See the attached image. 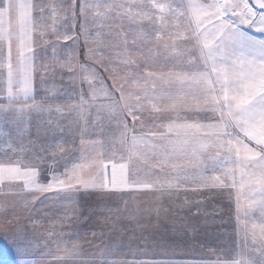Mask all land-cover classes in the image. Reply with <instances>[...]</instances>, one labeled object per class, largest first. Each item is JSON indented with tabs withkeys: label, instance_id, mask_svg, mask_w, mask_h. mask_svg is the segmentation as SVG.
<instances>
[{
	"label": "snow or ice",
	"instance_id": "1",
	"mask_svg": "<svg viewBox=\"0 0 264 264\" xmlns=\"http://www.w3.org/2000/svg\"><path fill=\"white\" fill-rule=\"evenodd\" d=\"M255 5L259 11L254 10L252 0H212L210 3L198 0H189L188 3H184V0H170L168 3H160L158 0H133L131 3L80 0L77 14V0H72L65 9L72 13L71 24L63 32L52 30L55 43L44 39L48 29L40 26V40L52 49L54 62L49 63L45 56L37 63V53L33 51V31L37 24L34 23L33 13L38 6L31 0H0V43L7 45L6 51L0 49V93L7 101L6 104H0V121L17 125V135L23 136L19 126L24 123L26 114L52 111L50 107L36 103V77L39 76L41 84H44L49 73L53 79L56 75L63 78L67 74L74 85L79 82L81 92L76 107L81 113L83 105L89 103L87 96L94 100L98 94L103 93L109 100L104 107L113 114L109 118H115L117 125H122L120 143L128 149L127 155L121 153L117 160L115 151L97 150V146L103 148V138L85 140L82 136L79 157L65 160L63 172L56 171L57 153L51 151L53 164L48 169L46 183L39 180V168L45 162V156L40 153H35V158L28 164L20 159L0 162V183L22 182V191L33 195L32 201L23 195L17 197L25 208L38 200L34 194H52L57 202L68 201L74 207V194L82 189L112 197L132 195L142 190L163 195L186 183L199 188L235 189V217L238 224L243 223V229L237 235H242L244 242L237 245L236 249L225 250L226 255L230 251L234 252L236 258L217 260L213 264H264V38L250 36L240 27L244 25L264 33V0H255ZM48 7L55 12L62 5L53 4ZM44 11V7L39 8L41 17ZM77 17L82 18L79 32L74 31ZM116 17L137 25L146 20L153 26L150 31L140 27L137 37L142 44L151 40L152 32L156 34L157 41L163 39V33H167V39L162 45L164 51L174 52L178 61L185 55L193 57L196 64L189 61V66L194 70L190 73H169L167 78L161 75L159 78L167 87L159 90L156 78L148 74L142 78L143 83L139 80L135 83V87L141 91L126 92L111 76L109 65L112 58L105 49L111 50L113 44L104 39L102 33L103 28L108 26L105 21H114ZM185 17L188 19L181 23ZM93 28L95 36H92ZM81 36L83 51L80 46ZM180 39L185 40L190 47L176 45L175 41ZM13 40L19 42L15 56L12 52ZM60 40L71 41V45L64 49L58 48ZM168 41H172V44ZM90 43L98 46L88 47ZM124 44L128 45L126 38ZM132 44L136 45L137 39H133ZM81 51L83 60H95L97 67L84 64L80 59ZM60 55L65 58L60 59ZM105 55H108L107 60L103 58ZM160 58L149 50L145 60L146 63L155 62ZM163 58L168 62L167 57ZM122 63L133 64L135 61L126 58ZM105 72L113 79L111 87L114 91H109L104 82ZM131 75L140 76L139 73ZM44 91L43 99H48L49 89L45 88ZM115 92L120 94L118 99ZM186 97H191L194 103H187ZM165 99L170 101L169 107L173 110L186 106L194 113L211 111L216 119L210 123L195 119L183 123L173 121L167 125L168 133L173 134L171 137L151 129L147 134L136 133V121L141 120L143 126L145 102L156 104ZM29 101H32L31 106ZM55 110L59 112L61 109L57 107ZM9 113L13 114L10 118L4 115ZM128 117L133 121L131 129L127 123ZM0 136L4 137L5 145L12 148L10 141L14 138L2 129ZM28 144L34 146L35 142L29 141ZM29 146L21 144L19 151L26 152ZM56 147L63 156L62 144L57 143ZM12 150L16 151L14 148ZM45 151L41 146V152ZM150 160L155 163L149 164ZM229 195L231 197V192ZM242 197L249 201L247 206L241 204ZM10 206L14 205L6 201L0 203V207ZM160 211L158 208V216ZM55 226L54 222L51 228ZM184 226L186 230L197 231L194 222L186 218ZM48 235L51 237L56 233L49 231ZM25 243L30 245L22 237L21 244ZM54 243L64 253L63 258H57L58 264L75 262L79 258L78 243L72 241L69 247V242L63 241V233L61 240ZM17 250L23 254L27 247ZM19 264H42V261L21 260ZM82 264L95 262L83 261ZM101 264H163V261L145 259L105 262L102 259Z\"/></svg>",
	"mask_w": 264,
	"mask_h": 264
},
{
	"label": "rangeland",
	"instance_id": "2",
	"mask_svg": "<svg viewBox=\"0 0 264 264\" xmlns=\"http://www.w3.org/2000/svg\"><path fill=\"white\" fill-rule=\"evenodd\" d=\"M31 2L38 6L37 10L33 13L34 17L42 19L48 13L53 12L48 7L49 5H62L61 8L53 13L56 14L58 12L60 15L62 11L64 12L66 16L64 30L71 24L72 13L70 10L65 11V9L72 3V0H31ZM79 2L80 0H77V14L79 13ZM90 2L131 3L133 0H90ZM136 2H139V0H136ZM145 2H147V0H145ZM158 2L168 3L170 0H158ZM188 2L189 0H184V3ZM198 2L210 3L212 0H198ZM252 6L254 10L259 11L258 6L255 5V0H252ZM40 7L45 8L42 17L39 12ZM187 19V17L182 18L181 23ZM77 21V26L74 29L75 32L80 31L79 23L82 22V18L77 17ZM105 24L108 26L104 27L102 30L103 38L113 44L111 50L105 49L112 58L109 71L111 72V76L115 77L116 83L123 86L126 92L141 91V89L135 87V83L137 80L143 83L142 78L148 74H152L156 78L155 83L159 90L167 87V85L163 84L160 80L159 77L161 75L167 78L169 73H190L194 70L193 67L189 66V61H192L193 65L196 64V60H194L193 57L185 55L178 61L174 52L171 50L167 52L164 51L162 45L164 40L167 39V33L162 34L163 39L160 41L156 40V34L154 32L151 33V40L148 43L142 44L139 41L137 33L140 27L142 26L145 31H150L153 27L149 25L146 20H142L141 24L137 25L131 24L127 19L121 20L119 17H116L114 21L111 19L105 21ZM89 26L90 28L92 27L91 23ZM240 27L250 36L257 37L258 39L264 38V33L244 25ZM180 31L183 33V28H181ZM95 35L96 31L93 28L92 36ZM125 38L128 41L127 46L124 44ZM133 39H137L136 45L132 44ZM168 43L171 45L172 41H168ZM175 43L180 47H190L183 39L177 40ZM80 45H82L81 50L83 51V36L80 38ZM97 46L96 43H90L88 45V47L91 48H96ZM138 49H142V51ZM48 50L50 52L52 51V49ZM149 50H151L155 56H160L161 58L155 60V62L149 61L146 63L145 57ZM33 51L36 52L35 49H33ZM82 51L80 55L82 62L93 68L97 67L95 60H83ZM45 56L49 63L54 62L52 59L53 55H46L42 52L38 57L39 61ZM163 57H167L168 62H165ZM103 58L107 60L108 55L103 56ZM126 58H131L135 63H122ZM100 71L103 72V69H100ZM132 73H139L140 76H133L131 75ZM48 82H50V79L46 81V84ZM104 82L108 86L109 91H114L111 87L113 85V79L109 77L107 72L104 73ZM55 87L54 85L53 88ZM57 87L59 92L55 95L47 93L50 99L57 98V100L61 99L64 102L77 103V105H79L81 92L79 82L74 85L68 78V75L65 74L63 80ZM97 87H99V85H97ZM177 87H179V85H177ZM84 91H87L86 84L84 85ZM173 91H175V89H173ZM51 92L54 93L55 90ZM119 95V92H115L117 99ZM185 99L187 103H194L191 97H186ZM86 100L89 101V103L83 105V113L76 107L77 105H74V114L80 115V134L74 135L72 132H68L65 129V132L61 133L62 137L60 141L54 142L55 146L57 143H60L64 148L63 156L59 148L56 147V149L53 150L57 153L55 157V168L57 172L64 171L65 160L79 157V150L81 148L80 140L82 136L85 140H100L103 138L104 146L103 148L97 146V150H113L115 151V159L117 160H119L121 153H124L125 156L127 155V146L120 143L122 125L118 126L115 118L110 119L109 117L113 114L109 109L104 107L108 105L109 100L103 93L98 94L94 100L91 96H87ZM169 104L170 101L167 99L156 104L145 102V113L143 118L152 119L154 117L158 120L155 122H158L160 125L159 133H167L170 137L173 136V134L168 133L167 125L173 121L176 123H183L191 122L195 119L202 123H210L216 119L211 111L194 113L188 110L186 106H181L173 110L169 107ZM94 113L93 124L89 125L87 117ZM148 113L152 115H148ZM78 121L79 120H76V122ZM127 123L131 129L133 121L130 117L127 118ZM73 126L76 125L73 124ZM140 126L141 121L137 120L134 129L136 133H140L138 132ZM89 134H95L96 138H90ZM128 139L130 141L131 137ZM252 146L255 145L253 144ZM49 156L52 157L51 152H49ZM154 163L155 161H149V164ZM52 164L53 159H50L48 162H44L43 165H40V168L48 172ZM156 170L159 171V169ZM165 171H167V169ZM140 174L143 176V171H141ZM89 192H91V194H89ZM20 195L26 196L30 201L33 200V195L27 192L0 193L1 203L6 201L9 205H14L8 208H1L2 230L0 264H19L21 260H37L42 261V264H58L57 258H63L64 253L62 250L57 249L54 242L61 240V233H63V241L69 242V247H71L72 241L77 242L79 245V258L75 262H67V264H82L83 261H94L95 264H101L102 259L105 262L112 260H143L142 254L137 250L138 235L142 233L144 229L153 231L154 227L160 224V219L163 215H166L168 211L167 208L162 206V203L170 200L167 193L161 195L159 192H153L151 190H142L123 197H112L98 195L92 190L85 191L82 189L81 192L74 194V207L70 206L68 201L57 202V198L52 194H34L38 197V200L34 201L32 206L25 208L23 202L17 199ZM45 196L49 198L44 199ZM158 208L161 209L159 216L157 215ZM33 222L38 223L33 224ZM54 222L56 226L53 229L51 225ZM49 231H54L56 235L50 237L48 235ZM93 233H95V236ZM22 237L26 242H30V245L27 243L21 244ZM20 247H27V251L21 254L17 250ZM62 248L63 243H61V249ZM47 253H52V255H47ZM159 257L165 259L164 256Z\"/></svg>",
	"mask_w": 264,
	"mask_h": 264
},
{
	"label": "crops",
	"instance_id": "3",
	"mask_svg": "<svg viewBox=\"0 0 264 264\" xmlns=\"http://www.w3.org/2000/svg\"><path fill=\"white\" fill-rule=\"evenodd\" d=\"M43 19L35 17L34 20L37 27L33 31V49L36 50L37 57L40 56L41 52L46 55H53L52 51L48 50L51 48L40 40L39 32L42 30L40 26L43 25L48 29L44 39L50 43H55V37L51 34L52 30L63 32L66 16L63 11L60 15L58 12L56 14L52 12L48 13ZM70 42L60 40L58 48H67L71 44ZM18 45L19 42L13 40L12 52L14 56L17 53ZM0 49L6 51L7 45L0 43ZM59 58L64 59L65 57L60 55ZM13 62L15 63V61ZM39 62V59H37V63ZM64 72L66 73L67 70H64ZM49 79L50 82L46 84ZM47 80L44 84H41L39 76H37L34 81L36 103L50 107L52 111L26 114L24 123L19 126L23 131V136L17 135V125L0 121V129L8 132L10 137L14 138L10 141L12 148H8L4 143V137L0 136V162H6L8 159L13 161L20 159L23 163L28 164L35 158V153L43 154L45 162H48L53 159V157L49 156V152L56 149L54 142L60 141L61 133L65 132V129L74 135L80 134V115L74 114V105H77V103L64 102L61 99L57 100V98L43 99L45 97V88L49 89L47 93H50V95H55L59 92L57 86L63 78L61 79L60 75H56L53 79L51 73H49ZM54 85L56 86L55 88H53ZM0 86H2V82H0ZM53 90H55L54 93L51 92ZM6 103L7 101L3 99V94L0 93V104ZM28 104L31 106L32 101H29ZM57 107L61 109L59 112L55 110ZM4 115L10 118L13 114ZM94 116L95 113L87 117L89 125L93 124ZM76 120L79 121L76 122ZM155 121L158 120L154 117L152 119L143 118V126L141 123L138 132L147 134L151 129L159 133L160 125ZM72 123L76 126H73ZM89 137L96 138L95 134H89ZM29 141L35 142L34 146H29ZM21 144L29 146V150L20 152ZM49 145L51 146L50 148L48 147ZM41 146L46 149L45 152H41ZM13 148L16 151H13ZM5 153H7V156ZM39 171V180L42 183H46L48 172L41 168H39ZM22 189V182L10 184L5 181L0 183V193L24 192ZM230 192L231 197L229 195ZM166 193L170 200L162 203V206L167 208V214L163 215V219H160V224L156 225L153 231L144 229L138 235L137 250L142 254L143 260L163 261V264H213L217 260L236 258L234 252L230 251L227 255L225 253L226 249H236L237 245H242L244 242L242 235H237L238 231H242L243 223L238 224L235 217V189L199 188L196 185L186 183ZM186 201L187 203H185ZM248 203L249 201L245 197L241 198L242 205L247 206ZM1 208L0 243L2 230ZM185 218L189 222H194V227L197 229L196 232L185 229ZM241 220H244L243 215ZM248 227L251 228L252 225L249 224ZM159 256H164L165 259Z\"/></svg>",
	"mask_w": 264,
	"mask_h": 264
}]
</instances>
